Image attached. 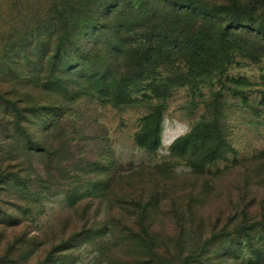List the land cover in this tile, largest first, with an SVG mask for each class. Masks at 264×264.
I'll return each instance as SVG.
<instances>
[{"label":"rangeland","instance_id":"rangeland-1","mask_svg":"<svg viewBox=\"0 0 264 264\" xmlns=\"http://www.w3.org/2000/svg\"><path fill=\"white\" fill-rule=\"evenodd\" d=\"M110 43L119 48L118 39ZM130 57L132 98L145 95L155 105L150 79L139 77ZM234 61L222 78L243 77L251 85L246 98L224 92L222 155L202 170L171 150L206 111L188 103L187 86L171 90L154 150L136 141L147 104L114 105L96 93L70 104L47 133L46 151L32 159L38 175L19 171L28 188L0 187L2 264H182L200 252V243L224 232L231 234L228 243L202 264H216L236 249L241 238L234 233L246 218L264 217V54L258 63L240 55ZM107 64L104 56L72 71L71 91L101 82ZM201 91L207 96V88ZM42 128L36 126L41 138ZM11 214L22 222L4 223Z\"/></svg>","mask_w":264,"mask_h":264},{"label":"trees","instance_id":"trees-1","mask_svg":"<svg viewBox=\"0 0 264 264\" xmlns=\"http://www.w3.org/2000/svg\"><path fill=\"white\" fill-rule=\"evenodd\" d=\"M115 39L119 48L110 45ZM263 54L264 0H0V187L26 190L28 182L18 177L19 171L27 168L38 175L32 159L46 151L47 133L70 104L94 93L114 105L147 104L136 141L154 150L171 90L187 86L188 103L193 109L202 104L206 111L171 150L202 170L222 155L224 92L246 98L244 88L251 85L243 77H222L237 55L258 63ZM128 55L139 77L150 79L155 105L145 95L132 98ZM104 56L111 64L101 82L71 91L70 73ZM79 78L88 80L82 74ZM121 86V94L112 91ZM38 125H43L42 138ZM4 221L13 227L22 222L12 214ZM262 233L264 217L246 218L234 233L241 238L237 248L223 253L216 264H264ZM230 236L209 237L182 264H202ZM245 246L250 258L244 256Z\"/></svg>","mask_w":264,"mask_h":264}]
</instances>
